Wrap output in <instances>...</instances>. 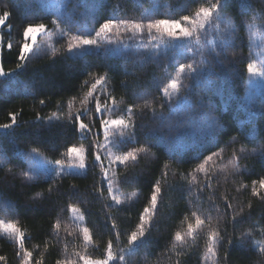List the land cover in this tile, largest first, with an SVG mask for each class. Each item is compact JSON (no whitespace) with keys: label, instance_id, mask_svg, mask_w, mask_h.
<instances>
[{"label":"trees","instance_id":"16d2710c","mask_svg":"<svg viewBox=\"0 0 264 264\" xmlns=\"http://www.w3.org/2000/svg\"><path fill=\"white\" fill-rule=\"evenodd\" d=\"M225 3V19L236 30L234 34L229 30L225 36L234 47H227V59L221 56L219 63H211L210 70L204 66L195 77H181L185 86L181 95L186 99L176 105L182 121L177 132L166 130L159 121L152 119V108L157 114L161 110L168 112L167 106L161 109L164 101L156 99L150 107H144V102L160 96L159 89L168 78L175 76L180 64L196 62L201 67L199 51L195 54L187 51L186 44L175 46L168 37H164L165 42L161 43L159 39L149 38L146 30L133 34L121 29L119 37L111 34L110 40L104 41L100 48L90 49L84 56L69 57L67 43L71 35L98 28L110 17L146 21L194 16L196 8L201 6L200 0H0V15L10 12L7 25L0 29V65L5 72L10 73L18 62L17 46L22 42L23 27L38 22L47 27V32L38 38L37 54L27 67L15 76L0 79V123L10 122L9 112H19L22 124L16 129L18 138L0 136V161H3L0 163V204H11V211L7 214L0 212V220L15 222L25 233L24 247L32 252V264L37 260L41 264H56L57 260L76 259L77 252L84 253L79 229L70 216V206L79 208L84 214L81 227L92 230L94 246L89 247L88 253L93 259L103 258L109 239L114 241L116 251L124 249L127 252L126 233L138 222L139 213L147 204L151 184L157 180L161 181L162 198L155 226L147 242L126 257L127 264H159L162 252L175 244L174 233H183L187 223L194 222L192 211L203 210L216 223L215 218L225 212L224 201L220 199L222 195L228 196L237 210L244 208L241 222L233 225L232 212L228 210L227 217L219 221L225 238L218 248V256L205 254L177 264H215L217 260L219 264H260L264 259L253 248V240L264 239L261 235L264 202L253 197L251 191L252 181L264 177V148L261 147L264 145V87L258 93L248 94L246 86V65L254 60L251 36L255 26L264 25V0H225ZM64 19H70L73 25L68 36L59 35L60 28L67 27L60 23ZM54 20L60 28L52 24ZM220 39L210 31L206 37L208 43L202 42L205 54L214 44L220 43ZM9 43L13 50H9ZM196 48L197 45L193 44V49ZM90 72L96 77H89ZM101 76L106 77V82L96 86L94 96L110 94L108 103L115 101L117 104V111L106 114L107 117L117 118L129 105H138L136 123L146 125L143 129L137 128L136 143L120 145L111 151L118 155L131 147L152 145L149 153L139 158L137 167L128 170L130 175L136 174L135 179L115 186L117 198L126 202L111 208L108 205L113 201L107 183L102 185L103 197L94 187H101L99 167L90 168L86 175L79 172L56 178V191L52 195L48 194L52 179L44 177L41 172L31 181L21 175L33 168L32 161L22 155L32 148L37 149L42 160L55 164L59 159L61 166H66L69 164L68 147H88L96 139L104 142L102 132L98 137L81 139L80 134L67 124L69 112L75 113L84 107L81 102L95 79ZM86 80L89 81L87 86L84 84ZM41 99L45 104L39 103ZM91 105L94 111V99ZM37 114L62 119H54L48 126L36 122ZM206 117L217 118L215 131ZM85 122H89L87 118ZM220 149H224L222 160L225 165L233 152L237 153L239 171L234 173L231 166L221 170L220 159L214 158L206 166L208 174L213 170L217 173L212 182L214 191L201 190L205 173H194L195 179L188 174L205 156ZM241 149H244L243 153ZM101 155L104 156L103 150ZM104 163L107 166V158ZM165 163L169 165L167 176L163 175ZM124 171L122 166L117 168L121 178ZM30 175L35 176L36 172H30ZM255 186L264 193L259 184ZM133 192L136 196L127 201ZM37 193H41V197L35 198ZM210 196L219 206V213L209 208ZM109 217L114 218L121 233L119 241L115 240ZM58 219L61 227L56 233L53 225ZM250 230L252 236L241 248V234ZM69 231L73 235L69 236ZM198 237L206 239V230ZM17 248L16 242L0 236V256L5 258L0 264H20ZM226 252L227 262L224 259Z\"/></svg>","mask_w":264,"mask_h":264},{"label":"snow or ice","instance_id":"6c2138e0","mask_svg":"<svg viewBox=\"0 0 264 264\" xmlns=\"http://www.w3.org/2000/svg\"><path fill=\"white\" fill-rule=\"evenodd\" d=\"M207 2V6H204ZM201 6L196 8L194 16L192 15H182L179 20L176 19H147L145 20H133L125 18H107L102 23L99 24L98 28H93L87 33L73 34L70 36V39L67 43L66 54L71 57L75 56H84L89 53L90 49L100 48L104 41L110 40L111 34L116 35L117 37L121 34V29L125 31H131L133 34H139L147 32V35L151 39H159L161 43H164V37L171 38L173 40H182L186 43V50L193 52L199 51L201 55V60L199 64L201 67L197 66L196 62L188 64H180L176 69V74L173 77L168 78L167 83L159 89L160 96L153 98L152 101H145L144 107H150L156 99L164 101L161 103V109L165 106L168 107V112L165 113L161 110L157 114L155 108H152V119L159 121L161 126H164L168 131H177L179 132V124L182 122L179 119L178 111L176 105L179 104L181 100L186 99L181 95V91L185 89V86L181 82L182 76H188L189 78L195 77L197 73L203 70V67L206 66L210 70L211 63H219L220 57L223 56L227 59L226 49L227 47H234V45L229 44L225 33L229 30L231 33H235V28L232 27L230 21H226L224 9L226 7L225 0H200ZM10 17V12L5 11L0 15V29L3 26L7 25ZM219 22V23H218ZM61 24L66 25V28H60V24L57 21H52V24L57 28H60V36H68L72 32V22L70 19H64L60 22ZM184 23L188 26L182 27L181 24ZM221 24L224 27H221ZM251 27V25L249 26ZM178 29V31H177ZM212 32L216 37L221 38L220 43L214 44L210 50L205 54L202 42L207 44L208 41L206 37L209 32ZM47 32L46 24L43 22L38 23H27L22 29V42L18 44V52L16 55L15 69L11 72H5L3 67L0 66V77H9L15 76L18 74V71H22L27 67L29 61L33 56L37 54L38 47V35H43ZM94 32V35H93ZM158 34V35H154ZM193 44L197 45V48L193 49ZM9 50H13V45L8 44ZM55 55V53H53ZM211 57V60L208 59ZM251 59V57L249 58ZM243 62V61H241ZM235 63V61H231ZM246 70L251 77H264V61L261 62L259 68L252 62L247 63ZM89 77L95 78L96 74L90 72ZM106 82V77L101 76L98 79H95V83L92 84L91 90L86 94L85 99L81 102L84 107L81 110H78L75 113L71 111L67 117V124L72 126V130L75 133L80 134L81 139H87L89 136L98 137L102 132L104 134V142L101 143L98 139L93 140V143L88 146L80 147H68L67 155L69 159L73 162L72 167L78 169L80 173L87 174V171L90 168L99 167L102 173L101 187H95V190L101 197H103V187L104 182L107 183L108 193L111 197L113 204L108 205L109 208L113 206H120L126 201H121L116 196L115 186L122 183H129L135 179V173L131 175L128 170L135 169L139 163V158L142 155H147L150 151L152 145H141L139 147H131L127 151H123L121 154H114L111 149L117 148L120 145L133 144L137 142V128L143 129L146 127L144 124L137 125L136 116L137 112L140 109L138 105H129L124 109L117 118H108L106 114L114 113L117 111V104L113 101L111 104L108 103L110 94L104 96L95 95L94 91L97 85H103ZM89 81H84L85 86H87ZM142 98V97H141ZM95 100L94 111L91 105V100ZM166 102V103H165ZM41 105L45 104V100L41 99L39 101ZM71 107V105H70ZM19 112H9L8 123H0V136L2 137H13L18 138L19 134L16 132V129L21 128L22 124L19 121ZM173 117H176V120L173 121ZM85 118L89 122H85ZM210 119L213 131L218 127V120L215 117H206ZM61 120L62 117L52 116V117H42L39 114L35 117L37 123L44 122L48 126L52 125L53 120ZM99 119V128H97L95 121ZM233 142H236L233 138ZM264 148V145L261 146ZM101 150L104 151V156L101 155ZM224 149H220L218 152H211L210 155L204 157V159L195 166L191 173L188 175L193 176L195 179L194 173L203 172L205 173V180L201 183L200 189L204 188L213 189V179L217 174L215 170L211 174H208L206 168L211 162L214 161V158L220 159L221 170L231 166L232 171H239V164L237 163V153L233 152L232 158L228 160L225 165L222 160V154ZM241 153L244 152V149L240 150ZM27 160L35 161L37 157L40 156V153L36 148H32L27 153H22ZM89 155L92 159L89 160ZM107 158L108 164L105 166L104 159ZM3 163V161H0ZM61 160L55 161V166L49 168L42 166V170L46 174L48 179H52L53 183L49 185L48 194L52 195L56 191L55 179L57 177H62L63 174H73L72 168H62ZM124 168V174L121 178V175L118 174V167ZM169 165L165 163L163 175L167 176ZM11 171V169H10ZM55 172V177L51 176V172ZM30 172H36V175H30ZM39 171L33 167L29 171H24L21 173L25 179L31 181L39 177ZM191 183V181H190ZM252 196L258 197L261 202H264V193L257 189L255 185L259 184V189H264V177H261L258 181H252ZM74 189L75 185L72 186ZM246 187V185H242ZM41 193H37L35 198L41 197ZM136 196V193L133 192L130 196L126 198L127 201L133 199ZM162 198V187L161 181L157 180L151 184V191L148 197L147 204L143 207V210L139 213L138 222L135 227L126 233L127 235V252L124 249L116 251L114 249V241L109 239L104 249L103 258L93 259L92 256L88 253L90 246H94L92 230L87 227H81L80 224L83 222L84 214L80 211L79 208L74 206L69 207L73 216V221L79 229L78 235L82 238L84 253L77 252L75 253L76 259H65L57 260L56 264H127L126 257L135 251L139 246L147 242L148 237L151 234L152 227L156 223V214L159 206V202ZM211 203L209 205L210 209H215L218 213L220 211L219 206L215 203L213 196L209 197ZM224 201L225 212L222 215L216 217V223H213L214 218L206 214L203 210L197 209L196 211L191 212V217L194 219V222H188L186 231L183 233L181 231H176L173 235V241L175 244H185L189 238L195 240L197 237L206 230V255L210 257L218 256V248L221 246L222 241L224 240V235L221 231V223L219 221L227 217L228 210H231V223L235 225L236 223L241 222L244 216V208L240 207L237 210L236 207L230 202V198L226 195L220 197ZM251 208V203L248 205ZM11 211L10 202H5L0 204V212L7 214ZM239 218V219H238ZM108 219L112 220L111 229L115 232V240L119 241L121 233L117 230V225L114 218L109 217ZM185 219H188L186 216ZM61 227V222L58 219L53 225L54 232L58 233ZM0 232L14 237L15 242L18 246L16 251V256L20 260V264H32V252L28 251L24 247V237L25 233L17 226L15 222H6L0 220ZM69 236L73 235L71 231L67 233ZM261 235L264 236V228H261ZM252 236V231H248L241 234L240 247L243 248L248 242L249 237ZM229 245H232V241H228ZM174 244V246H175ZM253 248L257 251L260 257H264V239L255 241L253 240ZM5 258L0 256V261ZM227 262L228 253H225L224 257ZM35 264H41V261H35ZM215 264H219V261H215ZM260 264H264V259L260 261Z\"/></svg>","mask_w":264,"mask_h":264},{"label":"rangeland","instance_id":"374dc122","mask_svg":"<svg viewBox=\"0 0 264 264\" xmlns=\"http://www.w3.org/2000/svg\"><path fill=\"white\" fill-rule=\"evenodd\" d=\"M219 23V22H218ZM182 27L188 26L186 24H181ZM222 27V24H221ZM178 31V29H177ZM44 35V34H43ZM43 35H38V38H40ZM171 42L175 46H180L182 44H186L187 42L182 40H173L171 39ZM251 51L254 55L253 63L256 65L257 68L261 66V62L264 61V25L261 26H255L253 29V33L251 36ZM0 52H1V44H0ZM1 66V65H0ZM2 77H0L1 79ZM247 93L248 94H254L258 93L261 89L264 87V77L256 76L251 77L248 74L247 79ZM97 128H99V120L95 121ZM73 162L69 159V164L66 166H59L62 168H72V173H79L80 171L78 169H75L72 167ZM42 166L44 167H53L55 164L47 162L42 160L40 157H37L35 161H32V167L36 169V171H39L42 173L44 177H46V174L42 170ZM55 172H51V176L55 177ZM66 173L62 175L65 176ZM47 178V177H46ZM59 178V177H57ZM71 218L73 219L74 214L71 213ZM81 226V224H80ZM0 236H4L9 240H12L15 242L14 237H10L7 234H4L0 232ZM163 254V255H162ZM161 256L159 257V264H177L180 261H183L185 259H192L196 256H204L206 254V239L197 237V239L193 240L190 239L188 243H185L182 246H172L168 247V249L164 250L162 252ZM209 262V261H208Z\"/></svg>","mask_w":264,"mask_h":264}]
</instances>
